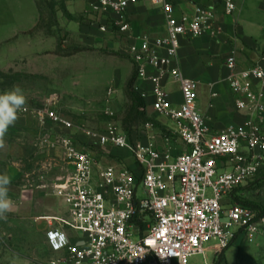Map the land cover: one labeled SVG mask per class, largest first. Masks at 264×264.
Segmentation results:
<instances>
[{"label": "built area", "instance_id": "2783aa9c", "mask_svg": "<svg viewBox=\"0 0 264 264\" xmlns=\"http://www.w3.org/2000/svg\"><path fill=\"white\" fill-rule=\"evenodd\" d=\"M151 1L164 13L165 35L134 32L130 9L139 0H97L91 13L101 31L110 28L127 39L137 81L153 83V109L167 119L171 133L162 143L132 140L116 126L83 132L85 145L101 154L127 150L133 159V165L121 159L103 165L80 144L72 121L58 112L57 95L43 108L25 106L19 113L66 130L45 138L50 147L63 148L69 168L54 187L66 213L45 218L49 247L63 253L51 264H192L195 256L209 264V254L215 259L237 240L264 234V212L235 195L264 167V67L242 68L235 53L228 57L226 80L243 120L215 131L198 107L199 82L178 63L182 39L219 33L217 6L222 3L232 14L235 0H207L181 15L179 0ZM169 79L180 86L179 105L170 99Z\"/></svg>", "mask_w": 264, "mask_h": 264}, {"label": "rangeland", "instance_id": "374dc122", "mask_svg": "<svg viewBox=\"0 0 264 264\" xmlns=\"http://www.w3.org/2000/svg\"><path fill=\"white\" fill-rule=\"evenodd\" d=\"M71 1L37 0L41 20L39 27L27 37L31 42L29 46H34L30 52L13 59L12 39L0 43V93L19 85L27 97L26 106L32 109L43 108L51 96L57 95L58 112L72 121V132L77 137L80 134V144L91 149L97 160L106 157L112 161L119 156L114 151L101 154L85 145L86 138L82 133L87 130L99 132L116 126L132 140L152 138L162 143L171 134L169 122L157 115L147 113L145 117L133 112L132 100L125 92L135 67L128 53L127 39L113 29L108 32L99 30L91 17L92 5L97 0L89 2L86 10L81 12L71 8ZM31 3V0H0V42L18 33L17 25L29 16ZM235 56L237 58V53ZM138 85L136 81V89ZM173 91L170 85L168 92ZM148 122L153 124L150 129L146 126ZM36 133V129H30L15 140L23 151L26 149L20 156L24 170L21 177L25 182L31 180L35 187L45 182V197L37 193L40 199L35 204L21 205L19 210L8 213L6 221L0 220V264L10 263L17 257H30L49 264L53 257L47 243L48 222L39 217L43 214V203L60 209L54 186L64 173L65 161L55 154L57 152L47 155L48 148L61 150V147H50L45 141L46 133ZM9 134L12 132L8 130L6 135ZM9 138L14 140V137ZM174 143L180 142L174 139ZM3 148L2 153L11 155L8 142ZM47 159H51V164ZM235 195L236 201L239 198L264 208V167L254 181ZM38 201L42 203L38 204ZM228 250V256L225 253L221 264H264V234L254 240H237ZM213 259L209 254V260ZM191 262L204 264V257L195 256Z\"/></svg>", "mask_w": 264, "mask_h": 264}, {"label": "crops", "instance_id": "0c3cea01", "mask_svg": "<svg viewBox=\"0 0 264 264\" xmlns=\"http://www.w3.org/2000/svg\"><path fill=\"white\" fill-rule=\"evenodd\" d=\"M31 1L32 9L31 11L29 10L30 13H27L29 16L24 18L21 24L19 23L17 25L18 33L0 42L3 43L12 39V45L15 50L13 59H15L16 55L20 57L21 54L30 52L31 47L34 48L33 45L31 47L29 46L31 42L27 40V37H30L31 34L28 32L34 29L40 22L41 14L37 0ZM91 1L94 0H73L71 1V8H74L75 12L85 11L88 3ZM207 2V0H179L176 8L177 15L184 13L192 14L198 4H206ZM235 3L237 8L232 14H226L224 5L222 3L218 4L216 20L220 27L219 33H207L198 37H185L181 41V49L179 52V66L186 76L199 82L198 107L206 118L209 126L215 131H220L230 124L241 123L243 120V115L240 114L235 107L234 94L226 80L229 72L226 66L228 57L236 52V59L239 67H250L255 64H261L264 67V0H235ZM91 17L94 18V14L91 15ZM130 17L133 30L138 34L148 33L153 36H162L167 32L164 13L159 7H156L151 0H139L136 5L131 7ZM97 25L101 31L100 25L98 23ZM31 41H33V39ZM154 74L155 71L151 68L149 70V75L152 76ZM137 82L139 84L137 88L139 93H146L144 97L146 115L147 113L148 115H157L167 120L159 116L153 109L154 95L152 93L153 83L151 80L140 79ZM170 85L174 88V91L169 93L170 99L174 104L179 105L182 101L180 86L169 79L166 81L167 90ZM24 115L25 114H19V119L15 126L10 127L11 130L9 128L12 134L6 135L5 137V142H8V145H10L11 155L1 152V150H5V148L0 149V173H6L12 178L9 196L14 202V211L19 210L21 205L27 204L28 206H32L35 204L36 200L39 198L36 196L37 193L44 194L45 197V188L47 187L45 182L35 187L31 180L28 179L29 182H25L24 177H21L24 170L20 164V156L25 153L26 149L24 148L25 150L23 151L19 142L15 140L16 137H23L22 135L29 132L30 129H36L39 135L43 132L51 136L66 133V130L50 120L42 126L35 115ZM9 137H14V140ZM78 138H80V134ZM46 151L47 155L57 152L55 154L64 159V150L62 147L61 150L48 148ZM46 151L44 153H46ZM116 153L119 158H114L110 161L108 158L103 157V159L99 161L103 165H116L119 161L118 159H121L129 165H133V159L127 150H117ZM47 160L49 163L51 162V159ZM63 169L64 173L61 178L69 174V168L66 163ZM47 174L49 173L47 172ZM27 175L29 176L28 173ZM45 175L46 171L44 170L43 179ZM18 178L20 180H18ZM15 180L18 182L15 183ZM55 196L60 199V209L56 210L57 207L55 208L52 205L48 206L47 204L49 203H43V214L39 218L46 220L45 218L48 216H60L66 213L67 207L63 199L57 196L56 193ZM37 203L40 204L42 202L38 201ZM48 227L49 225H47V230ZM50 250L53 257L49 264L63 255L62 252H54L51 248ZM228 252L229 250L226 252L227 256ZM215 259H208V263L214 264ZM7 264L45 263L37 262L30 257H17Z\"/></svg>", "mask_w": 264, "mask_h": 264}, {"label": "clouds", "instance_id": "9594fccd", "mask_svg": "<svg viewBox=\"0 0 264 264\" xmlns=\"http://www.w3.org/2000/svg\"><path fill=\"white\" fill-rule=\"evenodd\" d=\"M27 97L19 85L0 93V148L4 147L5 137L10 127L15 126L19 113L26 110ZM12 178L0 173V220H7L8 213L14 209V202L9 196Z\"/></svg>", "mask_w": 264, "mask_h": 264}, {"label": "trees", "instance_id": "16d2710c", "mask_svg": "<svg viewBox=\"0 0 264 264\" xmlns=\"http://www.w3.org/2000/svg\"><path fill=\"white\" fill-rule=\"evenodd\" d=\"M38 27H39V23L37 24V26H35L34 29L30 30L28 33H32ZM136 81H137V70L134 67L133 73H132L131 77L129 78V80L127 81L125 92L128 95V97L132 100V111L135 113H138V114H142V116L144 115L146 117L147 115H146V111L144 109L145 108V99L139 93V91L136 89V87H135ZM237 200L240 203L246 204L252 208L259 210L260 212H264V208L258 204H255L253 202L243 201V200H240L239 198H237ZM228 249L224 250L217 257L215 264H221L222 263V261L225 259V253L227 252Z\"/></svg>", "mask_w": 264, "mask_h": 264}]
</instances>
